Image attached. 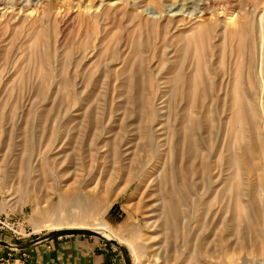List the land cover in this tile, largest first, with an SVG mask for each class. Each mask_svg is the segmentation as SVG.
Returning a JSON list of instances; mask_svg holds the SVG:
<instances>
[{
    "label": "rangeland",
    "instance_id": "obj_1",
    "mask_svg": "<svg viewBox=\"0 0 264 264\" xmlns=\"http://www.w3.org/2000/svg\"><path fill=\"white\" fill-rule=\"evenodd\" d=\"M4 1L18 3L22 0ZM46 1L50 4L51 14L49 19L39 23L33 22L39 18V14L34 13L32 20L27 18L34 9L23 12L18 9L13 14L12 9L0 6V241L14 246H0V264H25L27 246L52 233L49 228L54 226L53 217L61 199L64 197L68 204L70 198L78 196L97 200L99 213L109 232L115 240L124 242L120 248L93 235H80L81 239L97 241L102 245L107 253L106 264H127L128 261L130 264H264V93H245L249 86L255 91L260 84L255 76L249 80L245 74L239 82L243 93L231 91L235 79L227 91L230 92L221 93L220 100L215 99L217 94L213 90L217 76L234 70L235 59L241 58L245 63L247 47L240 46L241 50L245 49V52L242 51L244 56L240 58L236 39L232 43L229 40L226 46L221 47L222 54L214 51L215 57H212L211 50L198 52V49L191 47L187 57L180 53L179 58L176 56L172 60H184L183 66L176 65L174 73L180 75L176 76L169 74L167 69L169 49L166 48L180 45L178 51H183L187 43H181V40L186 39L188 34L198 33L197 28L182 29L175 34L177 37L167 36L166 22L158 26L152 23L151 17L159 18L160 13L168 16L170 6L182 4L183 0H127L128 13L107 25V32L103 35H100L101 20H92L89 25L88 19L85 18V21L77 16L80 11L78 0L71 6L65 5L63 15L59 17L61 3L68 1ZM100 1L97 0L95 6H99ZM119 1L104 0L103 3L106 8L114 9L116 6L122 7V1ZM189 1L193 3L185 14L198 15V0ZM236 1V4H245L251 0ZM86 4L88 2L83 3L82 8ZM145 19L151 23H145ZM92 29L95 31L92 32ZM163 37L167 43L171 39L170 44L161 39ZM90 49L94 52L87 59L85 55L91 52ZM252 50H257L256 46H252ZM231 55L234 61L230 63ZM198 68L200 74L196 87L199 89L195 90L191 89L190 77ZM181 70L184 71L181 73ZM183 76L187 79H182ZM144 93L146 98L142 102L139 99ZM193 94L197 98L192 99ZM235 96L243 102L245 99L254 101L256 108H259L262 127L258 139L256 134L251 138L237 131L240 128L243 130V127L247 129L245 123L231 121L227 125L224 112L229 106H235ZM192 100H195V112L192 110L188 114L184 107L186 102ZM163 101L162 106L168 107L169 133L172 136L175 130H179L185 143H181L183 148L172 149L170 156L165 154L161 157L152 134L157 128L151 130L153 115L147 111L152 113ZM182 111L193 118L201 117L205 125L203 130L198 133V128L191 125L183 132L182 126L177 125ZM81 113L84 119L75 120V114ZM104 116L107 119L109 116L119 117L112 136L118 134L122 138L129 130L133 131L136 142L141 146L137 159L130 166L132 169L128 168L119 175L110 173L119 161V157L114 156L113 144L108 156L88 148L94 134L96 139L106 141L107 135L102 137ZM130 117L132 120H129ZM163 120L166 121V118ZM193 134L196 135L194 145H197L194 157L191 149H187L190 147L187 141ZM185 136H188V140ZM198 139L201 141L199 152ZM55 140L60 142L58 148L61 147L62 151H58L54 145ZM102 141L98 145L100 148L104 145ZM152 142L153 146L150 145ZM257 143L259 155L253 151ZM229 153L239 156V165H228ZM159 159L160 163H164L165 171L162 167L160 171L154 169L155 175L150 176L153 171L143 168V165ZM139 167L143 171L136 169ZM239 190L241 196L237 200ZM166 193L169 194L168 199L172 195L176 197L179 214H171L169 209H165ZM233 197L236 199L233 200ZM237 201H241L240 206ZM67 206H64L65 216L69 215ZM81 223L69 220L68 226L75 229L84 226L86 229L82 230L97 232L96 222Z\"/></svg>",
    "mask_w": 264,
    "mask_h": 264
},
{
    "label": "bare ground",
    "instance_id": "obj_2",
    "mask_svg": "<svg viewBox=\"0 0 264 264\" xmlns=\"http://www.w3.org/2000/svg\"><path fill=\"white\" fill-rule=\"evenodd\" d=\"M68 2L65 4V3H61V8H60V13H58L57 17L59 16H62V12H64L65 10V5H68L71 6L72 3H75V0H67ZM96 1L97 0H78L77 2V7H78V14L77 16L81 17L83 20L88 19V24L90 25V22H92V20H101V33L100 35L104 34L105 32H107V25H109L111 22H115L116 18L120 17L121 15L125 14L127 12V9H128V6L126 4V1L127 0H120L122 1V7H114L111 8V9H108L106 8L105 4L103 3L104 0H101L100 1V4L99 6H95L96 4ZM119 1V2H120ZM252 1V0H251ZM246 1V3L244 4H236V0H198V15H186L185 12L186 10L189 8V5L193 3V1H189V0H183V3L182 4H179V5H176L173 4L171 5L168 9V16H163L161 15L160 13V17H154L151 19L152 20V23H157V25H161L162 22H166V26H167V36H176L175 34L176 33H179L180 30L182 29H188V28H191V27H194V28H197V32L198 33H195L194 35H190L188 34L186 37V39H182L181 40V43L182 41L186 42V47H184V50L182 51V49L180 51H178V47L180 48V45H170L168 46L166 49L169 51H167L168 55H167V62H168V71H169V74H175L174 73V69L177 67L176 65L180 64L182 65L183 61L182 60H176L177 62H174L172 61L176 56L179 58L178 55H180L181 53V56H186L187 53L189 52L188 49H190L191 47H194L195 49H198V52L202 51V50H211V55H213L212 57H215L214 55V51H219L221 53V47H224L226 46L225 44H227L226 42H228L229 40L231 41V43L233 41L238 40L239 42V50L240 52L238 53V57H242L244 55H242V51L245 52V49L244 50H241L240 49V46L243 48L244 46L247 47L246 49L248 50V57L245 59V63L243 60H240L239 59H235V61L233 60V56L231 55V61L230 63L232 62V60L234 61V75H233V71L230 70L228 72H226L225 74L223 75H220V76H217L216 77V83L213 85L214 88V93L217 94V96L215 97V99L217 100H220V95L221 93H229L227 92L228 89L231 87V83L232 81H234L233 79H235V85H233L231 88V91L233 90V93H243L241 92L242 89L241 87L239 86V82L240 80L243 78V75L245 74V77L248 78L249 80H251L250 78L252 76H255V79L256 81H259L260 84L259 87H256V90L254 91V89H252V86H249V90L247 91H244L245 93H264V0H256V2L254 1ZM47 1L46 0H22L20 2H10V1H4V0H0V6H4V9H12V13L14 14L18 9H20L22 12L23 10L24 11H28V10H31V9H34L33 12L29 13V16H27V18H35V14H39V18L36 19L35 21L33 22H37L39 23L38 21H44L45 19H47L49 16H50V10H49V5L46 3ZM88 2V4H86V6L84 8H82V4ZM8 5H11L10 7H8ZM52 5V4H51ZM137 5V4H136ZM109 5H107L108 7ZM67 7V6H66ZM165 7V6H164ZM52 8V6H51ZM73 8V7H72ZM106 8V9H105ZM110 8V7H109ZM164 8H162L163 10ZM64 10V11H62ZM35 13V14H34ZM128 13V12H127ZM166 14V13H165ZM9 15V14H8ZM12 15V14H11ZM191 15V16H190ZM37 16V15H36ZM107 18H106V17ZM124 16V15H123ZM147 16V15H146ZM80 18V19H81ZM149 18V17H148ZM224 18V20L222 19ZM13 19V18H12ZM11 19V20H12ZM49 19V18H48ZM32 20V19H31ZM114 20V21H113ZM146 20V19H145ZM144 20V21H145ZM27 21V20H26ZM80 21V20H79ZM86 21V20H85ZM84 21V23H85ZM96 21L95 24L97 23ZM11 22V21H10ZM151 23L149 19H147L145 21V23ZM83 23V22H82ZM144 23V22H143ZM35 24V23H33ZM81 24V23H80ZM86 24V23H85ZM92 24V23H91ZM153 24V25H154ZM36 25V24H35ZM98 25V24H96ZM149 25V24H147ZM95 26V25H94ZM142 26V25H141ZM86 27V26H85ZM89 28H91L90 26H87ZM144 27V26H143ZM147 27V26H146ZM165 27V26H164ZM92 28H93V25H92ZM97 27H95V30H96ZM81 29V28H80ZM88 29V28H87ZM100 29V28H99ZM89 30V29H88ZM92 29V32L95 31ZM98 31V29H97ZM91 32V33H92ZM161 32V31H160ZM164 32V30H163ZM97 34V33H96ZM165 34H163L164 36ZM161 36V35H159ZM166 36V37H167ZM101 37V36H100ZM177 37V36H176ZM174 37V38H176ZM95 38V37H94ZM160 38V37H159ZM158 38V39H159ZM183 38V37H182ZM161 39H164L161 38ZM173 39V38H172ZM167 43V40L164 39ZM169 41L171 39H168ZM101 41V40H100ZM158 41V40H157ZM168 41V43H169ZM89 42V41H88ZM174 42V41H173ZM100 43V42H99ZM102 43V42H101ZM167 43V44H168ZM175 43V42H174ZM91 44V43H90ZM170 44V43H169ZM104 44H102V47ZM188 45V47H187ZM144 46V45H143ZM252 46H256L257 50L253 51L252 50ZM101 48V46H99ZM91 48V47H89ZM99 48V49H100ZM141 48V47H140ZM143 48V47H142ZM95 49V47H94ZM98 49V50H99ZM91 50V49H90ZM124 50V49H123ZM97 50H95L96 52ZM194 51V50H193ZM94 52V50H91V52H88L86 53L85 57L88 59L89 55ZM223 54H224V49H223ZM135 53V52H134ZM139 53V52H138ZM142 53V52H141ZM145 53V52H144ZM93 54V53H92ZM196 54V53H195ZM194 54V55H195ZM222 54V53H221ZM139 55V54H138ZM199 55V54H198ZM208 55V54H207ZM210 55V54H209ZM180 56V57H181ZM197 56V55H196ZM195 56V57H196ZM187 57V56H186ZM210 57V56H209ZM217 57V56H216ZM91 58V56H90ZM185 58V57H184ZM182 58V59H184ZM192 58V57H191ZM188 59V58H186ZM213 61V58L211 59ZM193 61V60H192ZM131 62V61H130ZM188 62V61H187ZM190 62V61H189ZM204 62V61H203ZM211 63V61H210ZM179 65V66H180ZM211 65V64H210ZM183 66V65H182ZM181 66V68H182ZM203 67V66H202ZM205 68V67H204ZM206 68L208 69L209 68V64L206 65ZM231 69V68H230ZM125 70V69H124ZM127 70V69H126ZM209 70V69H208ZM244 70V72H243ZM131 71V70H130ZM178 71V69H177ZM184 71V70H183ZM181 70V73L183 72ZM186 72V71H185ZM210 72V71H209ZM243 72V73H242ZM126 73V72H125ZM132 73V72H131ZM179 73H180V70H179ZM211 73V72H210ZM209 73V74H210ZM185 74V73H184ZM198 74H200V69L198 68L197 71H195V73L193 74L192 77H190L191 75H189L190 77V81H191V89H195V90H198L199 88L196 87V85L198 84L197 83V79H198ZM206 74H208V71H206ZM127 75V74H126ZM125 75V76H126ZM131 75V74H130ZM176 75V74H175ZM179 75V74H177ZM176 75V76H177ZM132 76V75H131ZM180 76V75H179ZM188 77V79H189ZM201 77V76H200ZM212 77V76H211ZM129 78V77H128ZM133 78V77H132ZM173 78V77H172ZM180 78V77H179ZM187 77L186 76H183L182 79H184ZM209 78V77H208ZM126 79H127V76H126ZM125 79V80H126ZM171 79V78H170ZM178 80V78H177ZM181 80V79H180ZM204 80V79H203ZM201 80V81H203ZM127 81V80H126ZM125 81V82H126ZM172 81V79L170 80ZM129 82V81H128ZM242 82V81H241ZM130 83V82H129ZM132 83V82H131ZM187 83V82H186ZM189 83V82H188ZM254 83V82H253ZM126 84V83H125ZM202 84V83H201ZM212 84V83H211ZM234 84V83H232ZM263 84V85H262ZM128 85V84H127ZM184 85V84H182ZM204 85V84H203ZM252 85V84H251ZM130 86V85H129ZM180 86V85H179ZM178 86V87H179ZM187 86V84H186ZM207 86V85H206ZM257 86V85H256ZM132 87V86H131ZM168 87V86H167ZM197 88V89H196ZM206 88V87H205ZM204 88V89H205ZM202 91H204L203 88H201ZM209 89V87H208ZM212 89V88H211ZM248 89V87H247ZM178 90V89H177ZM194 90V91H195ZM206 90V89H205ZM175 91V90H174ZM201 91V92H202ZM212 91V90H211ZM185 92V91H184ZM189 92V91H187ZM196 92V91H195ZM200 92V91H198ZM207 92V90H206ZM179 93H183V92H179ZM197 93V92H196ZM204 93V92H202ZM184 94V93H183ZM187 94V93H186ZM189 94V93H188ZM187 94V95H188ZM194 95V94H193ZM191 95V98L193 99L194 97L197 98L195 95L193 96ZM133 97V95H131ZM182 96V95H181ZM180 96V97H181ZM189 96V95H188ZM211 96V94H210ZM136 97V96H135ZM139 97V96H138ZM179 97V98H180ZM205 97V96H204ZM145 93L144 94H141V98L139 100H141L142 102H144L145 100ZM183 98V97H182ZM194 98V99H195ZM202 98V96H201ZM209 98V97H208ZM186 99H187V96H186ZM211 99V98H210ZM134 100V99H133ZM162 100V99H161ZM176 102H177V99H175ZM179 100V99H178ZM183 101L185 99H182ZM202 100H204V98H202ZM235 104H233V101L231 102L233 105H235L233 108L232 106H229L228 107V110L226 109L225 110V117L227 119V125H229L232 121V123H236V124H244V126H247V129H245V127H243V130L240 128V130H237L241 135H246L248 137H251L253 138L254 135L257 137V139L260 137V133H259V130L260 128L262 127L261 126V123H260V119H261V116H260V110L259 108H256V104H254L253 102L254 101H249L247 99H245L246 101L243 102L240 101L237 96H235ZM160 101V99L158 100V102ZM195 101V100H194ZM194 101H189V102H186L185 104V110H188V114H191L189 113V111H192L194 109ZM198 101V99H197ZM206 102L208 101L207 97H206ZM215 101V100H214ZM130 102V101H129ZM148 102V101H147ZM146 102V103H147ZM175 102V101H174ZM211 102V101H210ZM165 101L163 102H160L156 107L154 105V109L151 111L152 113H150L149 111H147V113L149 114H152V128L151 130L153 131L154 129H156L155 131H151L153 138H154V142L158 144V149L160 150L161 152V157H164L165 154L166 156L170 154V152L172 151V149L176 150L178 149L179 147H181V143H185L184 142V137L181 139V136H180V133H179V130H175L174 133L172 134L171 136V133H169V128H170V123L168 122V111H167V108L166 106H162L164 105ZM180 103V102H179ZM213 103V102H212ZM215 103V102H214ZM213 103V104H214ZM256 103V102H255ZM204 104V103H203ZM202 104V105H203ZM144 105V104H142ZM200 105V104H199ZM229 105V104H228ZM227 105V106H228ZM231 105V104H230ZM179 106V104H178ZM196 106V105H195ZM198 106V105H197ZM173 107V106H172ZM181 107V106H180ZM203 107V106H202ZM208 107V106H207ZM206 107V108H207ZM147 108H151V107H147ZM201 108V107H200ZM132 110V109H131ZM184 110V109H183ZM184 110V111H185ZM196 110V109H195ZM201 110V109H200ZM212 110V109H211ZM184 111H182V113L180 114L179 113V119L177 120V125H181L182 126V129H183V132L184 130H188L189 126L193 125L194 128H198L197 131L198 133L201 132V130H203V126H205L203 123H202V119L201 117L198 118V117H190L189 115H186L184 113ZM194 111V110H193ZM129 112V111H128ZM133 112V111H132ZM144 112V108H142V113ZM195 112V111H194ZM192 112V113H194ZM202 112V111H201ZM200 112V113H201ZM135 113V112H133ZM146 113V111H145ZM144 113V114H145ZM205 113V112H204ZM132 114V113H131ZM93 115V114H92ZM84 115L81 114H75V120H80V119H84L83 117ZM137 116V113L136 115ZM141 116V115H140ZM144 116V115H143ZM150 116V117H151ZM92 117V116H91ZM125 117V116H124ZM88 118V117H87ZM135 117H133L134 119ZM146 118V117H145ZM164 118H166V121L163 120ZM178 118V117H176ZM119 119V117H118ZM118 119L115 118V117H111L109 116L108 119L107 117H103V131L104 133H102V137H107L105 138V142L100 140V139H96V135L94 134L93 136V140L92 142L90 143L89 145V149L90 150H94L95 153L98 154V152H103V153H106V155L108 156L109 154H111V144L114 145L113 149L115 150V155L116 157H119V161L116 162V165H114L112 168H111V171L110 173L111 174H122L123 172L126 171V169L130 168V166H132V164L134 163L135 159H137L138 157V151L139 149L141 148V146L136 142L135 138H134V132L133 131H130L127 132V135L122 137V138H119L118 137V134L116 136H112V132H113V129L116 128V123H118ZM175 119V117H174ZM74 120V121H75ZM98 120V119H97ZM129 120H132V118L130 117ZM137 120V119H136ZM170 120V118H169ZM86 121V120H85ZM138 121V120H137ZM149 121V119H148ZM165 121V122H164ZM79 122V121H78ZM81 122V121H80ZM121 122V121H119ZM132 122V121H131ZM136 122V121H134ZM140 123V122H138ZM143 123V122H141ZM150 123V122H149ZM133 124V123H132ZM135 125V124H134ZM144 126V125H143ZM174 126V125H173ZM231 126V125H230ZM242 126V125H241ZM139 127V126H138ZM147 127V126H146ZM171 127H172V124H171ZM228 127V126H227ZM111 129L110 131H106V129ZM175 128V126H174ZM101 129V130H102ZM178 129V128H177ZM239 129V127H238ZM122 130V129H121ZM138 130V129H137ZM147 130V129H146ZM171 130V128H170ZM181 130V129H180ZM192 130V129H191ZM194 130V129H193ZM229 130V129H228ZM122 132V131H121ZM141 132V131H140ZM181 132V133H183ZM192 132V131H191ZM143 133V132H142ZM141 133V134H142ZM197 133V132H196ZM248 133V134H247ZM98 134V133H97ZM137 134V133H136ZM146 134V133H145ZM149 134V133H147ZM110 135V136H108ZM114 135V134H113ZM125 135V134H124ZM183 135V134H182ZM185 135V133H184ZM245 135V136H246ZM122 136V135H121ZM143 136V135H142ZM147 136V135H146ZM149 136V135H148ZM189 136V135H188ZM187 136V137H188ZM191 136V135H190ZM194 136L196 137L195 134H193L191 137H189V140L188 138L186 137L185 139L188 140V144L190 142V147L187 148L191 149V155H193L194 153V149L196 148V146L194 145ZM98 137V136H97ZM198 137L200 138V136L198 135ZM146 138V137H145ZM172 141H170V139H172ZM245 138V137H244ZM58 139V137H57ZM109 139L113 140V141H110ZM197 139V138H196ZM246 139V138H245ZM99 140V141H97ZM147 140V139H146ZM152 140V139H151ZM56 142L54 143V145L56 146V148H58V146L60 145V142L58 140H55ZM103 142V146L100 148L98 145H100L99 143L100 142ZM183 141V142H182ZM186 142V143H187ZM192 142V143H191ZM200 139H198V152L200 151L199 150V147H200ZM87 144V143H86ZM89 144V143H88ZM144 144V143H143ZM171 144V146H170ZM117 145V146H116ZM149 144H146V146H148ZM151 146H153V142L150 143ZM173 145V147H172ZM193 145V146H192ZM249 145V144H247ZM170 146V147H168ZM185 147V146H184ZM250 147V146H249ZM143 148V147H142ZM183 148V146H182ZM201 148V147H200ZM235 148V147H234ZM233 148V149H234ZM59 150L58 151H62L61 150V147L58 148ZM241 149V148H240ZM244 149V147H243ZM85 150V149H84ZM149 150V149H148ZM182 150V149H181ZM245 150V149H244ZM93 151V152H94ZM147 151V150H146ZM178 152L180 150H177ZM183 151V150H182ZM196 151V149H195ZM229 151V150H227ZM231 151V150H230ZM242 151V150H240ZM248 151V150H247ZM253 151L255 153V155H259V152H258V143L257 145L255 144L253 146ZM52 152V151H51ZM153 152V151H152ZM155 152V151H154ZM159 152V153H160ZM246 152V151H245ZM249 152V151H248ZM247 152V153H248ZM251 152V151H250ZM61 153V152H59ZM95 153H92L91 154H94ZM175 153V152H174ZM233 153V152H232ZM238 153H240L238 151ZM142 154V153H141ZM153 154V153H152ZM156 154V153H155ZM184 153H182L183 155ZM196 154V152H195ZM230 154V153H229ZM242 154V152H241ZM59 155V154H58ZM57 155V156H58ZM172 155V154H171ZM181 155V156H182ZM190 155V153H189ZM200 155V154H199ZM227 155V154H226ZM231 155V154H230ZM233 155V154H232ZM229 158L230 161H228V165H232V166H237L239 165V161L237 160L238 157H236V155H233ZM238 155V154H237ZM243 155V154H242ZM247 155V154H246ZM170 156V155H169ZM176 156V155H175ZM185 156V155H184ZM60 157V156H59ZM121 157V158H120ZM147 157V156H146ZM154 157V156H153ZM187 157V155H186ZM194 157V155H193ZM196 157V156H195ZM169 158V157H168ZM171 158V157H170ZM185 158V157H184ZM199 158V157H198ZM245 158V157H244ZM243 158V159H244ZM117 159V158H116ZM151 159V158H150ZM174 159V157H173ZM227 159V157H226ZM225 159V160H226ZM249 159V157H248ZM149 161V159H147ZM160 160L159 161H150L149 164H144L143 168H147L149 171L152 170L150 173V176H154V169H160L162 167V170L165 171V165L164 163H160ZM177 160V159H176ZM175 160V161H176ZM179 160H180V157H179ZM193 160V159H192ZM170 161V160H169ZM190 161V160H189ZM182 162V161H181ZM193 162V161H192ZM146 163V162H145ZM174 163V162H173ZM176 163V162H175ZM136 164V163H135ZM179 164V163H178ZM225 164V163H224ZM160 165V166H159ZM169 165V164H168ZM171 165H172V159H171ZM180 165V164H179ZM173 166V165H172ZM226 166V164H225ZM138 167V166H137ZM174 167V166H173ZM191 167V165L189 166ZM193 167V166H192ZM227 167V166H226ZM239 167V166H238ZM255 168V167H254ZM132 168L128 169V170H131ZM139 170H142V168H136ZM172 169V168H170ZM187 169V168H186ZM127 170V171H128ZM137 170V171H138ZM161 170V169H160ZM159 170V171H160ZM185 170V169H184ZM232 170H233V167H232ZM108 171V173H109ZM176 171V170H175ZM174 171V172H175ZM134 172V171H133ZM169 172V171H168ZM177 172H178V169H177ZM228 172V171H227ZM233 172V171H231ZM136 173V172H135ZM134 173V174H135ZM144 173V172H143ZM158 173V172H157ZM139 174V173H138ZM165 174V173H164ZM108 175V174H107ZM163 175V173H162ZM176 175V174H173V176ZM158 176V175H157ZM164 176V175H163ZM172 176V175H171ZM107 177V176H106ZM159 177V176H158ZM157 177V178H158ZM162 176H160L159 178H161ZM173 178V177H172ZM180 178V177H179ZM237 179V178H236ZM156 180V179H155ZM162 180V179H161ZM185 181V179H183ZM99 181H100V178H99ZM98 181V182H99ZM160 181V180H159ZM164 181H165V177H164ZM169 181V179H168ZM173 181V180H172ZM178 181V180H177ZM180 181V180H179ZM178 181V182H179ZM187 181V180H186ZM162 182V181H161ZM176 183V182H175ZM99 184V183H98ZM109 184V183H108ZM160 184V183H159ZM164 184V183H163ZM161 183V185H163ZM170 184V183H169ZM186 184V182H185ZM243 184V183H242ZM248 184V183H247ZM102 185V184H101ZM123 185V183H122ZM161 185L159 187H161ZM168 185V184H167ZM183 185V184H182ZM112 186V185H111ZM171 186V185H170ZM169 186V187H170ZM232 186V185H231ZM239 186V185H238ZM177 187V186H176ZM101 188V187H100ZM179 188H182L179 186ZM246 188V187H245ZM165 189V187H164ZM187 189V188H186ZM189 189V187H188ZM244 189V188H243ZM248 189V188H247ZM169 190V189H168ZM167 190V191H168ZM172 190V189H171ZM181 189H179L180 191ZM226 190V189H225ZM163 191V190H162ZM161 191V192H162ZM166 191V192H167ZM170 191V190H169ZM168 191V193H169ZM177 191V189L175 190ZM234 191V190H233ZM241 190L238 191L237 193V200L239 199V197L241 196ZM247 191V190H246ZM251 191V190H250ZM159 192V191H158ZM178 192V191H177ZM252 192V191H251ZM163 195L165 196L164 194V191L162 192ZM166 193V198L167 196L171 193L168 194ZM179 193V192H178ZM226 194H229L228 192L225 191ZM253 193V192H252ZM256 193H258L256 191ZM262 193V191H261ZM173 194V193H172ZM180 194V193H179ZM182 194V193H181ZM184 194V193H183ZM216 194V192H215ZM233 194V193H232ZM244 194H246L244 192ZM176 195V194H175ZM235 195V193H234ZM183 196V195H182ZM216 196V195H215ZM222 196V195H221ZM226 196V195H225ZM244 196V195H243ZM249 196V195H248ZM264 196V194H263ZM188 197V195H187ZM185 197V198H187ZM228 197V196H227ZM246 197V196H245ZM64 198V197H63ZM61 199L60 203H59V206H58V209L55 211V216L53 217V222H54V226L52 228H49V231L51 232H55V231H59V230H63V229H75L76 227H70L68 226V222L69 220H73V221H76L77 223H81V222H91V221H94L97 223V227H96V231L95 233H98L100 234L102 237L106 238L107 240H115L113 234H111L107 228V226L104 224L103 222V219L101 218V214L99 213V204L97 202V200H91V199H84L82 198L81 196H78V197H75V198H70L68 204L67 202L65 201V199ZM176 198V197H175ZM174 196L172 195V197H170L169 199L167 198L165 200V209H169L170 212H172L171 214H175V213H180V211L177 212V209L176 208V202H175V199ZM182 198V197H181ZM184 198V199H185ZM69 199V198H68ZM161 199V198H160ZM165 199V197H164ZM180 199V198H179ZM224 199V197L222 198ZM236 199L233 197V200ZM241 199V198H240ZM245 198H243L242 200H244ZM249 199H251L249 197ZM183 200V199H182ZM199 200V199H198ZM231 200V199H230ZM253 200V199H252ZM251 200V201H252ZM177 201V200H176ZM219 201V199H218ZM224 202H226L224 200ZM229 202V201H228ZM233 202V201H231ZM254 202V200H253ZM259 202V200H258ZM241 201H237V204L240 206ZM255 203H257V200L255 199ZM222 204V203H221ZM224 204V203H223ZM226 204V203H225ZM231 204V203H230ZM263 204V203H262ZM65 205H68L67 207L70 209L69 210V215L68 216H65L63 213H64V206ZM233 205V204H232ZM243 205V204H242ZM254 205V204H253ZM178 206V204H177ZM222 206V205H221ZM238 206V207H239ZM255 206H257V204H255ZM235 207V206H234ZM247 207V206H245ZM181 208V207H180ZM252 208V207H251ZM162 209V208H161ZM240 209H242L240 207ZM180 210V209H179ZM36 211V209H35ZM164 213V211H163ZM167 213V212H166ZM178 213V214H179ZM169 214V213H168ZM167 214V216H168ZM170 214V215H171ZM53 215V214H52ZM165 216V215H164ZM169 218V217H167ZM251 219V218H250ZM52 220V219H51ZM168 220V225L167 227L169 226V219ZM175 222V220H174ZM166 223V224H167ZM82 224V223H81ZM165 224V225H166ZM84 225V224H83ZM171 225V224H170ZM177 225V224H175ZM174 225V226H175ZM80 229H86L84 226H80L78 227ZM88 231H91V230H88ZM176 231V229L174 230ZM114 238H112V237ZM118 244L120 245H123L124 242L122 240H119V239H116ZM115 240V241H116Z\"/></svg>",
    "mask_w": 264,
    "mask_h": 264
},
{
    "label": "crops",
    "instance_id": "obj_3",
    "mask_svg": "<svg viewBox=\"0 0 264 264\" xmlns=\"http://www.w3.org/2000/svg\"><path fill=\"white\" fill-rule=\"evenodd\" d=\"M25 264H106L107 253L97 241L70 235L49 239L26 250Z\"/></svg>",
    "mask_w": 264,
    "mask_h": 264
},
{
    "label": "water",
    "instance_id": "obj_4",
    "mask_svg": "<svg viewBox=\"0 0 264 264\" xmlns=\"http://www.w3.org/2000/svg\"><path fill=\"white\" fill-rule=\"evenodd\" d=\"M70 235H93V236H96L98 238L107 240L106 238L102 237L100 234L95 233L93 231L82 230V229H63V230H59V231H55V232H52L50 234H47L44 237H40L39 239H37V241L30 243L27 247H30L32 245L41 243V242L49 240V239H56L59 237L70 236ZM107 241L111 242L115 246L122 248V246L120 244H118V242L115 240H111V241L107 240ZM0 246L7 247V248L14 247L13 245H11L7 242H4V241H0ZM127 264H130V262L128 261Z\"/></svg>",
    "mask_w": 264,
    "mask_h": 264
}]
</instances>
